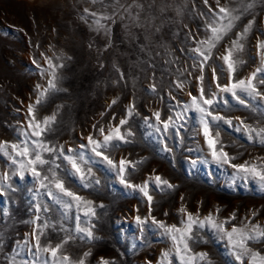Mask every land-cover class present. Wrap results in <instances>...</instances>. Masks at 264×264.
Instances as JSON below:
<instances>
[{"label": "rangeland", "instance_id": "1", "mask_svg": "<svg viewBox=\"0 0 264 264\" xmlns=\"http://www.w3.org/2000/svg\"><path fill=\"white\" fill-rule=\"evenodd\" d=\"M139 2L145 5L140 19L142 26L138 27L123 9L116 14L114 24L102 21L111 26V46L106 48L109 37L102 30L97 32L94 18L84 13L85 8L104 11L99 3L93 4L91 0H0V141L18 143L20 132L27 129V106L36 101L37 85L47 87L50 77L44 70L48 68L46 58H51L54 64L62 63L64 67L58 69L62 77L58 84L61 90L50 92L43 103L37 105L40 120L57 113L54 130L45 139L57 146L64 145L65 150L72 147L84 152L87 163L82 167L91 168V179L100 181L84 187L78 176L65 174L64 169L71 170V166L62 158L57 160L63 165L58 171L67 185L92 201L96 210V216L89 218L84 215L83 207L78 211L73 206L63 217L65 210L53 204L31 174L26 173L24 179L13 175L17 166L0 153V176L8 172L11 184L17 189L0 188V264H13V261L14 264H33V230L46 221L55 227L45 229L42 244L50 243L54 247L69 234L75 237L64 245L61 253L68 255L73 264L89 250L91 255L86 264H98L101 257L115 264H148L149 261L157 264L161 252L172 248L169 237L162 235V230L149 218L147 196L121 184L118 167L113 168L102 157L95 156L90 147L80 148L81 144L87 145L89 134L102 140L98 129L103 127L107 131L109 126L118 125L121 118L128 119L121 131L131 128L134 135L127 138L128 143L115 142L119 146L109 148L105 155L117 165L122 158L131 162L126 172L131 183L148 182L147 191L153 198L151 216L168 225L179 226L181 220L186 219L181 208L198 213L201 219L211 213L221 221L235 212L236 219L226 225L229 229L233 224L247 223L246 218L253 224L264 225V192L260 191L258 181L252 178L245 181L230 164L216 162L205 142L199 114L191 109L184 112L185 105L191 102L189 92L199 95L196 77L200 69L194 67L192 57L195 54L191 49L197 47V41L210 35L206 29L212 19L209 7L218 11L216 0H208L207 5L204 0H155L151 9L147 4L152 0ZM225 2L220 0L221 5ZM105 3L112 4L113 0H105ZM120 3L127 5L132 0H120ZM162 6H167L164 12L159 10ZM230 6H240V0H232ZM112 11L111 7L107 9L108 14ZM137 11L133 8V15ZM149 13L154 17L150 22L145 19ZM82 16H86V21ZM253 16L256 23L244 41L245 48L236 53L245 63L234 79L248 77L260 65L257 42L264 40V2L257 0L256 6L242 16L236 27L213 49L212 59L204 69L206 88L217 91L212 79L213 68L219 83L228 84V66L222 57ZM178 82H183L182 89L176 86ZM153 84L155 92L151 88ZM257 84L264 91V85L258 81ZM114 99L117 102L111 104ZM246 102L250 107L240 105L229 93H217L218 114L233 119L234 124L239 123L235 118L240 117L254 127H264V100L256 98ZM130 104L135 105V112L128 117ZM252 105L259 110H253ZM157 111L162 121L171 117L175 122L176 127L170 129L167 136L162 131L163 125L156 121L154 113ZM177 113L183 118L178 119ZM220 125L224 151L237 157L232 164L261 162L264 145L249 141L243 131L238 132L223 122ZM177 129L180 135H175ZM216 130L213 129V135ZM29 139L35 137L29 134ZM165 145L172 150L165 151ZM156 176L176 187L158 186ZM38 204H46L52 210L38 213L35 207ZM217 208L221 209L218 214ZM250 209L260 210L255 218H251ZM38 215L41 218L36 220ZM77 215L83 226L95 224L94 232L99 240L79 238L83 233L75 231ZM137 216L147 220L143 234L136 222ZM190 246L189 255L206 252L212 264H238L227 239L221 238L211 227L196 230ZM250 246L264 255V243ZM45 257L51 264L50 254H43L41 262ZM173 264L180 262L174 259ZM193 264L207 262L197 259Z\"/></svg>", "mask_w": 264, "mask_h": 264}, {"label": "snow or ice", "instance_id": "2", "mask_svg": "<svg viewBox=\"0 0 264 264\" xmlns=\"http://www.w3.org/2000/svg\"><path fill=\"white\" fill-rule=\"evenodd\" d=\"M93 4H101L104 7V11H91L89 8L84 9L86 16H92L93 24L95 25V30L97 32L103 31L105 35L109 37V43L105 46H111V26L102 21H112L115 23V16L123 9L128 16L137 22V26H142L140 24L141 13L145 10V5L140 3L139 0H132L131 4H121L120 0H113L112 4H106L105 0H91ZM264 2V0H262ZM207 5L208 0H204ZM232 0H226L225 4L221 5L220 0H216L218 11L213 10L209 7V11L212 13L211 22L206 25V29L210 33L205 39L197 41V47L191 49L195 54L192 59L194 61V67H199L200 74L196 77L199 84V95H193L189 92L191 97L190 104L185 105L184 112L189 109L194 110L199 114V123L201 125V130L205 138V142L210 149L213 159L222 164H230L231 167L236 169V174L241 176V178L247 181L249 178L258 181L260 191L264 192V158H259L260 163H250L245 161L243 164H232L231 161L235 160L237 157L230 156L226 151H224V145L220 140V122L227 124L229 127H234L236 131H243L247 135V139L254 143H259L264 145V127H254L251 124L245 122L244 119L236 117L235 119L239 122L238 124L233 123V119L227 118L225 116L219 115L217 110V93H229L232 98L238 101V103L246 108L250 107V104L246 101L264 100V91L260 90L257 81L260 85H264V40H258L257 50L261 58L260 65L249 74L248 77L243 79H234L240 66H242L245 61L236 56V53L242 52L245 48L244 41L247 40L249 33L253 30L256 23L255 17L248 20L247 24L244 25L243 30L236 34V38L233 39L230 45L225 50V55L222 59L228 66L229 72V82L228 84L219 83V77L216 74V69H212V79L216 82L217 91H212L211 88H206L204 85L205 75L204 69L208 62L212 59L213 49L236 27L237 21L241 20L242 16L249 13L257 3V0H240V6L233 7L230 6ZM155 4V0L152 3L147 4V7L151 9ZM111 7L113 9L111 14L107 13V9ZM167 6L160 7V11L164 12ZM136 8L138 11L133 15L132 9ZM86 16H82L81 19L86 21ZM151 13L146 20L150 22ZM123 19V16H121ZM127 27V26H126ZM159 31V28L156 29ZM147 40L148 37L146 36ZM91 46V45H90ZM183 51V49H182ZM43 55V54H42ZM59 59V57H57ZM71 59V57H68ZM199 61V63H197ZM35 63V61H33ZM46 63L48 68L44 71L48 72L49 79L47 87H42L37 85L38 96L34 104L30 103L27 106L28 121L27 129L20 132L18 136V143H9L7 141H0V153L7 156L11 164L16 165V170L13 175H18L21 179L25 178L26 173H30L31 176L39 183L41 189L46 190V194L49 199L53 201L54 205L61 206L65 211L62 216H67V211L73 206L79 211L82 207L84 209V215L89 218L96 216V210L93 206V202L80 196L76 191L67 185L66 180L63 176L59 174L62 168V164L57 163V160L62 158L63 161L67 162L71 166V170L65 168L66 175L78 176L84 187H90L92 183L99 184L98 179L92 180V169L87 168L85 170L82 167L86 164L85 154L82 151H78L76 148L69 147L65 150L64 145H54L47 139L46 135L52 132L53 126L56 122L57 113L54 112L51 116H45L42 120L37 117V105L43 103L46 96L52 91L61 90L58 84L62 77L60 76L58 69L63 68L64 65L54 64L51 58H46ZM39 66V65H38ZM117 71L119 69L117 68ZM121 78L123 79V73H121ZM178 88H183V82H178L176 85ZM152 91H156V86L151 85ZM222 98V97H221ZM118 99V97H117ZM117 99L111 101V104H115ZM227 104V100L224 101ZM111 104L109 107H111ZM253 110H259L254 105L251 106ZM135 112V105L130 104L127 109V116L131 117ZM138 114V113H137ZM103 115V114H101ZM154 116L158 124L163 125L162 131L165 135L170 134V129L175 128V122L169 117L168 120L162 121L160 112H155ZM177 118L182 119L183 117L177 113ZM145 122L148 120L145 118ZM128 124L127 118H121L119 124L116 126H109L107 131L101 127L98 129L100 135L103 137L102 140L95 138L93 135L89 134L87 136V145L81 144L80 148H89L92 153L97 157H102L103 161H106L108 165L113 168L118 167V174L120 178V183L125 185L126 188L133 190H139L147 196L149 201V218L152 224L156 225L158 229L162 230V235H166L172 241V248L161 252L160 259L157 264H173L174 259H178L180 264H193L194 260L206 261L207 264H212L208 253L200 252L194 255H189L191 253L190 242L196 237V230L205 227H211L217 234L221 235V238H226L230 246L232 255L238 264H264V255L261 254L259 250L253 249L250 244L252 243H264V225L259 223H251V219H248L247 223H242L237 226L233 224L231 228H227L226 225L232 220L236 219V213L233 212L229 217L224 220H219L218 216L209 214L208 216L201 219L199 214H193L187 212L186 209L181 208L180 211L185 214L186 219L181 220V224L178 225H168L163 221L157 220L154 216H151V205L152 196L148 194V182L145 181L143 185H136L131 183L126 176L127 165L131 162L121 159L119 165H117L105 152L109 148L118 147L119 144L115 142L128 143V137L134 135L131 128L126 131H121L124 125ZM183 125H181L182 127ZM95 127V126H94ZM217 129L213 135V129ZM157 131L161 129L157 128ZM29 134L35 139L30 140ZM175 135H180L179 129L176 130ZM22 137V138H20ZM182 142V141H181ZM11 149V152L9 151ZM165 151H171L165 145ZM47 154V155H45ZM19 157L20 159H17ZM140 163V162H137ZM134 166V165H133ZM46 169V171H45ZM11 176L8 172H4L0 176V188L11 189L16 191L17 189L11 184ZM156 184L165 185L167 188H175V185L170 184L167 180L162 179L160 176L155 177ZM39 191V190H37ZM183 199V197H181ZM36 211L39 212H50L52 209L48 205H36ZM99 207H104L99 205ZM221 211L220 208L216 209L218 214ZM251 218H255L259 209H250ZM167 215V213H165ZM41 217L38 215L36 220ZM77 221L75 231L77 233H83L80 239H87L88 241L99 240L100 237L96 236L94 229L95 224L89 223L87 227L83 226L81 223L80 215L75 217ZM35 223V221H32ZM136 222L140 226L141 234L145 231V225H147V220L142 219L140 216L136 217ZM48 227H55V225L49 224L47 221L43 225H37L33 230V238L35 240V252L32 253L33 264H49L47 257L41 262V256L43 254H50L51 264H73V261L68 255H61L64 245L70 240L75 239L72 235L66 236L64 240L57 243L54 247L49 244H42L41 238L46 235L45 229ZM62 227V226H61ZM150 227V225H149ZM31 252V249H29ZM91 255V251L84 253L83 257L75 262V264H86V259ZM14 264V261H13ZM98 264H115V261L108 260L103 257L100 258ZM148 264H151L149 261Z\"/></svg>", "mask_w": 264, "mask_h": 264}]
</instances>
